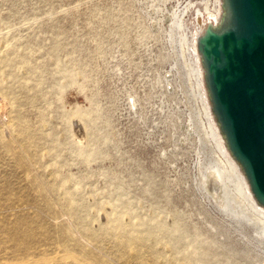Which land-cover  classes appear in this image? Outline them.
<instances>
[{
  "label": "rangeland",
  "instance_id": "374dc122",
  "mask_svg": "<svg viewBox=\"0 0 264 264\" xmlns=\"http://www.w3.org/2000/svg\"><path fill=\"white\" fill-rule=\"evenodd\" d=\"M218 1L0 0V264H264L197 48Z\"/></svg>",
  "mask_w": 264,
  "mask_h": 264
},
{
  "label": "water",
  "instance_id": "95a60500",
  "mask_svg": "<svg viewBox=\"0 0 264 264\" xmlns=\"http://www.w3.org/2000/svg\"><path fill=\"white\" fill-rule=\"evenodd\" d=\"M230 2L233 28L218 34L208 26L200 42L229 149L264 203V0Z\"/></svg>",
  "mask_w": 264,
  "mask_h": 264
},
{
  "label": "bare ground",
  "instance_id": "6f19581e",
  "mask_svg": "<svg viewBox=\"0 0 264 264\" xmlns=\"http://www.w3.org/2000/svg\"><path fill=\"white\" fill-rule=\"evenodd\" d=\"M218 3H219V6H218L219 10L217 12L212 13V12L207 11L206 13L199 12L197 14V15H200V18H201V20L199 19V23L201 24V26H199L200 24L197 23V25L199 27V31H200L199 35L204 36L205 31H206L208 26H210L212 28V30L215 31L218 34H223V33L227 32V31H229V30H231L233 28V25H234V20L233 19L234 18H233V15H232V9H231L230 0H220V1H218ZM198 43H199V45L197 47L198 51L201 53V55L203 56V58L205 60V68H206V74H207V84L210 87L209 88L210 89V93H211L210 95L212 96V99H213V93H212L211 86H210V76H209V72H208V63H207V60H206V58H205V56H204V54L202 52L203 44L200 42V40H198ZM203 73H204V70H203ZM213 109L216 110V108H213ZM4 110H5V106L4 105H0V111L4 112ZM215 113H217V115L219 117V121L220 122H219L218 125L223 127L221 125L222 122H221V117H220L219 113L217 111ZM223 130H224V128H223ZM223 132H225V135H224L225 139L228 140V138H227L228 136H227L226 131L224 130ZM228 154L232 158L234 163L238 166V168H240V170L242 171V174L244 176V181H245L247 190L250 193L251 200H252L253 204L255 206H257V208H259L262 211H264V203L257 199V197H256V195H255V193H254V191L252 189V185H251L250 179L248 178V176L246 174L247 172H246L245 168L243 167L242 163L233 155V153L230 150H229ZM221 187H222V183H221L219 177L218 178H213L212 180H209V192L211 194H215V198H219V191L221 190ZM129 242H130L131 245L134 244V242L131 241V240ZM128 262H131V260H129Z\"/></svg>",
  "mask_w": 264,
  "mask_h": 264
}]
</instances>
